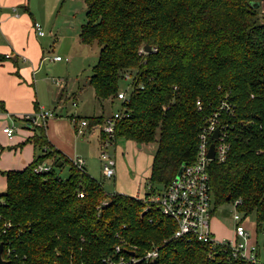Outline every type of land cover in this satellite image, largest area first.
<instances>
[{
  "label": "trees",
  "instance_id": "obj_1",
  "mask_svg": "<svg viewBox=\"0 0 264 264\" xmlns=\"http://www.w3.org/2000/svg\"><path fill=\"white\" fill-rule=\"evenodd\" d=\"M83 1L78 39L99 45L87 78L95 99H119V80L131 76L126 98L119 99L125 115L115 120L111 141L156 142L147 189L141 197L106 192L48 141L44 124L31 125L26 140L36 150L32 160L21 169L0 170L5 177L0 212L13 224L10 242L24 255V264H102L120 238L138 253L157 247L150 264H263L229 258L223 245L169 239L174 220L145 200L181 164L194 160L205 117L226 98L235 114L224 119L230 120L226 158L208 161L212 202L239 199L238 212H253L255 232L264 235V20L259 8L251 0ZM144 45L155 49L139 52ZM84 118L87 129L105 136L102 114ZM47 159L48 170H33ZM59 160L68 164L66 176L55 170Z\"/></svg>",
  "mask_w": 264,
  "mask_h": 264
},
{
  "label": "built area",
  "instance_id": "obj_2",
  "mask_svg": "<svg viewBox=\"0 0 264 264\" xmlns=\"http://www.w3.org/2000/svg\"><path fill=\"white\" fill-rule=\"evenodd\" d=\"M32 28L37 34H42L43 30L37 21L32 22ZM155 48H150L154 50ZM139 52L146 53L142 47ZM54 59L60 56L55 55ZM129 77V75H125ZM58 82L57 79H54ZM127 91H118L119 99L126 98ZM197 106L200 102L196 101ZM224 114V117L222 116ZM233 104L226 98H222L214 109L205 117L204 125L199 132V138L196 146V154L193 161L183 163L179 166L180 171L167 182V184L158 192L150 193L145 200L154 203L160 213L167 215L174 220L175 227L169 235L171 240H184L186 242L197 241L206 243L210 247L223 245L228 250L229 258H241L253 262H262L257 257L256 244L249 241V232L242 223V219L236 209V204L240 201L236 199L231 202L235 207L232 215L234 221L232 238H218L214 235L210 227V219L213 211V202L209 184V174L207 170L208 161L216 159L223 161L226 158L229 143L226 140L227 127L230 120H224L225 117L234 116ZM125 115L122 110L113 112L104 118L100 127L105 136L100 139L99 159L101 172L105 177H111L114 174V158L108 153L107 147L112 144L113 126L117 118ZM51 110L39 107L37 110L25 113L21 116L22 120L31 125L45 124L48 118L52 117ZM79 119V120H78ZM71 121L77 125L76 131L82 133L83 127L87 126L85 118L73 116ZM217 128L218 134L212 137L213 131ZM3 132L10 137L13 133V127L5 125ZM213 143V157L207 155L208 146ZM72 164L78 169H84V160L77 156L72 158ZM50 168L47 162H40L34 166L35 172L46 171ZM78 195H82L81 192ZM13 224L0 212V260L4 264H24V255H20L16 248L10 242L9 234L12 231ZM158 256V248L152 247L140 253L136 252L134 245H127L123 238H120L114 244L112 253L101 258L102 264H150ZM264 264V261H263Z\"/></svg>",
  "mask_w": 264,
  "mask_h": 264
},
{
  "label": "rangeland",
  "instance_id": "obj_3",
  "mask_svg": "<svg viewBox=\"0 0 264 264\" xmlns=\"http://www.w3.org/2000/svg\"><path fill=\"white\" fill-rule=\"evenodd\" d=\"M24 2L32 13L33 19L42 26L45 32L42 37H38L43 48L44 59L36 71V75L48 79L47 87L52 95L57 93L59 89L51 82L50 76L54 77L53 79H60L65 84L62 95L59 96L62 114H77L79 117L83 115L86 118L91 115L102 114L105 118L118 111L120 109L119 99L114 98L112 102L108 99L98 102L94 100L91 86L82 87L91 73V66L97 60L99 49L96 42L84 44L78 40L79 26L85 21V2L83 0H25ZM18 10H22V8H18ZM2 33L11 39L9 33L3 30ZM55 55L62 59L60 61L52 59ZM20 64L21 62L17 63L18 66ZM130 79L131 76L129 75V77H123L119 80V91L128 92L130 90ZM78 85L83 89H78ZM72 96L77 98V106L74 108L71 106ZM56 103L54 101L52 105ZM82 130L83 132H78V135H85L91 141L90 156L84 162L85 170L100 182L106 192L122 191L121 193L128 192L135 196L139 195L138 197L143 196L147 189L143 180L149 173L150 158L155 150L156 142L136 146L132 142L119 139L120 141L116 142L115 147L109 145L107 151L115 156V173L111 177H104L100 171L98 156L100 149V142L97 143L99 131L94 129L90 133L87 127H83ZM67 167L68 165L64 163L61 171H59L60 176H65ZM3 183L4 176L0 172V193L4 191ZM2 200L0 196V202ZM234 212H236L235 207L230 202L214 205L210 227L216 237L232 238L234 228L232 215ZM238 214L241 218L244 217L242 223L249 232V237L254 238L256 235L261 244L263 237L261 233L255 232L254 213L251 212L246 216H242L243 214L240 212Z\"/></svg>",
  "mask_w": 264,
  "mask_h": 264
},
{
  "label": "crops",
  "instance_id": "obj_4",
  "mask_svg": "<svg viewBox=\"0 0 264 264\" xmlns=\"http://www.w3.org/2000/svg\"><path fill=\"white\" fill-rule=\"evenodd\" d=\"M24 1L25 0H0V101L3 105L0 107V169H21L32 160L36 150L33 144L26 139L32 135L33 129L22 120L21 116L25 113L35 111L39 107L47 108L53 113V116L48 118L44 124L48 141L56 147L64 157L72 160V158L79 156L86 162L90 156L91 141L87 139L85 135H78L76 131L77 125H75L69 117L79 116L77 114L68 115L64 112V114H62V108L59 105L62 90L65 87L64 82L62 83L58 78H56L58 82H55L53 79L54 77H49L51 78V82L59 89L57 93L52 95L47 87L49 83L48 79L46 77L43 79L41 76L36 75V71L40 68V64L44 59L43 48L38 37H42L45 32L43 31V33L39 35L34 31L32 28V22L34 21L33 15L28 6L24 4ZM251 1L258 2L257 7L264 20V0ZM18 8H22V10H18ZM2 30L9 33L11 39L6 37L2 33ZM52 59L54 58L52 57ZM61 59L60 57L54 60L60 61ZM18 62H21L19 66L17 65ZM84 83L82 84L83 88L85 86H91L88 83V79L85 80ZM78 89L82 90L80 85H78ZM94 100L97 101L95 96ZM54 101L57 103L52 105ZM71 106L73 108L77 106L76 96H72ZM56 109H59V111H56ZM79 118H84V116L82 115V117ZM5 125L13 127V133L10 137L2 130ZM92 131L94 130L88 129V132L91 133ZM117 141L120 140H116L114 143L112 142L111 146L115 147ZM123 141L132 142L136 146H141L143 144L139 143L138 145L137 142L130 139ZM98 142H100V137L97 140V143ZM108 153L115 161L114 154ZM43 162L51 164L49 159ZM62 167L63 164H61V160L55 163V170L59 175V171H61ZM83 167H85L84 164ZM66 172L65 176L68 174V167ZM147 176L148 175H146L143 180L144 185ZM3 185L5 187V177ZM125 193L130 194L128 192ZM218 238L222 237L220 236ZM249 241L256 244L257 257L263 262V239L260 244L255 235L254 238L249 237Z\"/></svg>",
  "mask_w": 264,
  "mask_h": 264
},
{
  "label": "water",
  "instance_id": "obj_5",
  "mask_svg": "<svg viewBox=\"0 0 264 264\" xmlns=\"http://www.w3.org/2000/svg\"><path fill=\"white\" fill-rule=\"evenodd\" d=\"M251 4L254 6V7H257V5H258V2L257 1H251ZM145 51H149L150 50V45H144L143 47H142ZM217 134H218V130H217V128L213 131V133H212V137H216L217 136ZM138 145H139V143H137ZM207 155H208V157H210V158H212L213 157V143H210L209 144V146H208V152H207ZM179 171H180V168L177 170V175H178V173H179ZM226 199H229V195H226ZM143 212L144 211H142L141 213L143 214ZM0 249H1V244H0ZM0 264H4V262L3 261H1L0 260Z\"/></svg>",
  "mask_w": 264,
  "mask_h": 264
}]
</instances>
